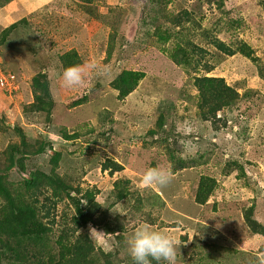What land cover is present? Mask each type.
<instances>
[{
    "label": "rangeland",
    "instance_id": "374dc122",
    "mask_svg": "<svg viewBox=\"0 0 264 264\" xmlns=\"http://www.w3.org/2000/svg\"><path fill=\"white\" fill-rule=\"evenodd\" d=\"M55 1L54 5L47 7L37 6L40 0H26L28 7L24 10L29 24L12 32L0 50L5 65L19 76L15 82L11 80L4 86L14 93L0 96V116L8 115L7 122L10 123L6 126L0 121V127L4 128H0V149L7 144L18 145L19 136L14 125L26 138L40 137L51 145L39 155H27L26 170L23 173L12 170L10 178H21L36 168L48 171L50 156L53 152H60V170L72 174L84 167L85 172L78 176L80 187L97 190L96 200L105 205L113 201L111 188L116 178L127 179L128 188L140 197L141 205L132 214L133 227L123 235V241L117 243L114 237L104 236L100 230H88L93 241L103 250H118L115 264H133L127 240L141 224L179 239L182 234H187V244H181L177 249L176 264L191 262L185 248L196 236L208 245L216 243L208 249L210 264L213 261L217 264L218 260L241 264V252L264 258V238L246 236L236 207L239 200L246 199L245 192L248 201L255 199L254 217L264 223V82L255 74L258 62L219 50L210 42L217 38L218 42L227 45L238 39L246 40L255 50L253 57L257 56L264 63V25L244 22L233 29L232 24L240 13L245 17L253 15L251 18L255 22L254 6L258 3L264 8V0H224L221 10L209 8L200 0H94L90 5L84 0ZM110 7L115 10L123 7L125 12L118 16L117 11L115 19L107 13ZM5 14L6 11L0 9V28L9 24V20L3 21ZM96 15L106 17L111 23L106 25ZM168 15L182 17V26H178L183 28L179 41L189 40L206 49L202 62L214 65V70L207 75L223 77L230 85L240 84L239 93L248 89L254 91L236 106L218 112L217 117L221 120L218 129H213L210 122L202 121L194 114L196 102L192 96H183L182 90L191 87L187 84V73L181 71L182 68L175 65L166 52L153 47L157 41L155 28L173 26ZM109 40H113L112 51ZM172 41L170 39L165 46L170 48ZM180 42L184 46V42ZM71 49L78 52L81 66L95 61L110 71L87 76L76 90L65 86L58 56ZM142 56L143 59H139ZM127 69L144 72V78L131 94L117 100L110 82ZM39 72L47 73L55 102L49 121L38 113L27 117L22 112V106L32 102L29 85L31 78ZM197 73L205 71L199 68ZM81 98L82 103L73 104ZM162 111L166 113V132L174 136L168 146L175 158L188 163L192 160L207 163L172 173L166 145H153L148 139L145 142L146 131L154 126ZM223 122L225 127L222 128ZM88 126L94 129L93 135L87 132ZM62 130L67 134L78 131L80 138L66 140ZM226 153L244 161V177H238L236 172L225 176L221 173L219 161L224 160ZM106 158L121 163L124 172L113 176L102 172L100 162ZM157 166L170 171L171 181L163 187H141L144 170ZM200 175L217 180L213 195L204 205L193 201ZM153 192L165 200L162 207ZM132 202L133 199L128 205L125 201L111 204V214L132 213ZM159 209V217L154 225H150L147 219L154 218ZM215 234H223L226 240L218 239Z\"/></svg>",
    "mask_w": 264,
    "mask_h": 264
},
{
    "label": "trees",
    "instance_id": "16d2710c",
    "mask_svg": "<svg viewBox=\"0 0 264 264\" xmlns=\"http://www.w3.org/2000/svg\"><path fill=\"white\" fill-rule=\"evenodd\" d=\"M11 1L0 0V9H3ZM93 1L84 0L86 5H90ZM200 1L209 8L214 7L218 10L224 8V0ZM55 2L50 4V6L54 5ZM58 8H62L61 5H58ZM254 8L255 12L253 13L257 15L256 21H252L251 17L253 15L245 17L240 13L236 20H232L233 29L240 27L244 22L247 25H254L256 22L264 25V8L258 3ZM63 9L67 8L63 7ZM115 9L110 7L107 11L115 19L117 18V11L119 12L118 16L121 15L122 11L125 12L123 7ZM238 12H241V9ZM5 15L8 16L7 14ZM168 16H170L168 19L174 26L171 25L170 28L168 26H165L166 28L158 26V28H155L154 36L157 37V41L154 42L153 47L159 51L166 52L172 62L181 67V71L187 73V79L189 80L187 84L191 85V87L189 86L190 88L182 90L183 96L185 98L192 96V99L196 102L194 114L202 121L210 122L213 129L216 127L218 129L220 127H218V124L221 121L217 117L218 112L236 106L241 100L253 95L254 91L248 89L239 93L238 87H240V84L230 85L223 77L207 75V73L214 70V65L202 62L206 49L189 40H180L184 42V46L181 45L179 41L181 37L179 36L183 28H178V26H182V17ZM97 17L106 25L111 23L102 15ZM28 24V18L25 16L1 28L0 50L2 45H6L9 41L8 39L12 32L20 26ZM176 38L179 42L174 41ZM170 39L173 40V44L168 48L165 44ZM206 39L209 42V39ZM112 42L113 40H109L110 51H112L111 47H113ZM210 42L215 44L219 50L230 54H239L258 62L255 74L264 82V63L259 58H256L257 56L253 57L255 50L246 40L238 39L227 45L218 42L217 38L211 39ZM58 59L62 70L68 66L82 64L78 52L74 49L60 54ZM139 59H143V56ZM0 65H5L2 58H0ZM199 68L203 69L205 73H197ZM143 78L144 72L136 69L123 70L117 74L110 82L111 88L116 91V99L123 100L131 94ZM29 88L33 96L32 102L24 104L22 112L28 115L27 117L38 113L43 115L47 121L52 120L51 115L55 109V102L50 91L47 73L39 72L35 74L31 78ZM0 96L6 97L7 95L0 91ZM86 97L84 96L83 99H86ZM82 102L81 98V100H77L73 104L78 105ZM105 111L108 112L107 110ZM106 112H103V114H106ZM165 115L166 113L163 111L159 112L156 123L145 133V142L148 139L153 145H166V154L172 164L171 172L175 173L186 167L207 163L194 160L188 163L185 160L175 158L171 148L168 146L171 145L170 139L174 136L172 135L173 133L166 132ZM0 121L3 122L2 124L8 125L7 117L0 116ZM222 124V128L225 127L224 122ZM13 128L19 136L18 145L7 144L3 149H0V264H115V259L119 255L118 250H103L102 247L92 240L88 230L89 228L100 230L104 236L114 237L117 243L123 241V235L133 227L130 218L135 211L139 210L141 205L140 197L135 196L128 188L129 181L124 178H116L111 188L113 201L105 205L103 202L96 200L97 190L80 187L78 176L79 173L82 175L85 172L83 170L84 167H81L79 172L76 170L72 174L60 170V152H53L50 156L48 171L36 168L30 170L21 178L12 179L9 175L10 171L16 170L23 173L26 170L25 157L27 155H39L44 152L46 146H51L50 143L43 142L40 137L33 140L26 138L18 126L15 127L14 125ZM87 132L93 135L94 129L92 126H88ZM62 135L66 140L75 141L80 138L78 131H72V133L67 134L66 130H62ZM226 154L227 156L224 160L221 159L219 161L221 173L225 176L236 172L238 177H244L246 172L244 161L229 153ZM246 163L249 164L250 162L247 160ZM100 165L101 171L107 172L110 176L120 175L124 172V166L111 158H106L100 162ZM216 186L217 180L214 177L200 175L193 201L199 205L206 204L208 198L213 195ZM72 192H74V195H72ZM243 193L246 199L239 200L236 207L240 212L238 216L242 217L246 236L260 235L264 238V223L258 221L253 214L255 199L252 198L248 201V196H246L245 192ZM153 194L157 195L159 199L156 197L155 199L162 207L164 201L160 194L155 192ZM131 199L134 201L131 204L132 209H134L132 213L128 212V215L127 213L111 214V204L113 205L117 201H125L128 205ZM159 215L160 209L154 218L147 219L148 223L154 225ZM179 231L182 233L181 229ZM215 235H217L218 239L226 240V236H222L223 234ZM187 241V234H182L180 242L187 244ZM214 244L216 243L208 245L207 242L204 243L197 236L194 239L192 238L187 248H185L189 253L186 255L189 256L191 261L188 264H210L208 249L209 247H214ZM216 249L219 250L218 248ZM239 257L242 259L241 264H264V258H260L250 252H241ZM230 258L232 259V257ZM153 264H156V262L153 261ZM217 264L227 263L223 260H218Z\"/></svg>",
    "mask_w": 264,
    "mask_h": 264
},
{
    "label": "clouds",
    "instance_id": "9594fccd",
    "mask_svg": "<svg viewBox=\"0 0 264 264\" xmlns=\"http://www.w3.org/2000/svg\"><path fill=\"white\" fill-rule=\"evenodd\" d=\"M109 71L107 67L95 61H91L83 66H68L63 69L61 74L62 82L65 86H71L73 90H76L83 85L87 76L92 74H107ZM11 76H13V79L10 78ZM16 77H19L18 74L8 66L0 65V91L6 93L7 96L14 93V91H9L4 86L11 80L15 82ZM3 117L9 118L8 115ZM171 179V173L167 168L159 166L148 167L142 173L141 187H163ZM162 200L165 201L163 198ZM217 227H219V224ZM127 244L133 264H153V261L156 264H176L177 249H179L182 243L174 235L153 229L147 224H141L130 235Z\"/></svg>",
    "mask_w": 264,
    "mask_h": 264
},
{
    "label": "crops",
    "instance_id": "0c3cea01",
    "mask_svg": "<svg viewBox=\"0 0 264 264\" xmlns=\"http://www.w3.org/2000/svg\"><path fill=\"white\" fill-rule=\"evenodd\" d=\"M25 1L26 0H12L10 3H8L3 8L4 11H6V14L8 15V16L3 15V17H2L3 21L9 20V23H12V22L17 21L18 19H20L22 17H25L27 14H25L24 9H26L28 7V4L25 3ZM53 2H55V0H40V3L37 6L41 5V6H47L48 7V5L52 4ZM0 19H1V16H0ZM5 26H6V24L4 25V27Z\"/></svg>",
    "mask_w": 264,
    "mask_h": 264
},
{
    "label": "built area",
    "instance_id": "2783aa9c",
    "mask_svg": "<svg viewBox=\"0 0 264 264\" xmlns=\"http://www.w3.org/2000/svg\"><path fill=\"white\" fill-rule=\"evenodd\" d=\"M10 78L13 79V76H11Z\"/></svg>",
    "mask_w": 264,
    "mask_h": 264
}]
</instances>
